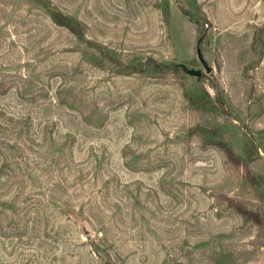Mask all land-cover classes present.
Listing matches in <instances>:
<instances>
[{"label":"rangeland","instance_id":"rangeland-1","mask_svg":"<svg viewBox=\"0 0 264 264\" xmlns=\"http://www.w3.org/2000/svg\"><path fill=\"white\" fill-rule=\"evenodd\" d=\"M0 264H264V0H0Z\"/></svg>","mask_w":264,"mask_h":264},{"label":"water","instance_id":"water-1","mask_svg":"<svg viewBox=\"0 0 264 264\" xmlns=\"http://www.w3.org/2000/svg\"><path fill=\"white\" fill-rule=\"evenodd\" d=\"M197 54H198V57H199L200 61H201L202 64L205 66L206 70H210L211 68L209 67L208 63L206 62V60H205V58H204V56H203V53H202V51H201V49H200L199 44H198V47H197ZM181 66H182V68H183L186 72H188V73L191 74V75H196V76H198L199 78H200L201 75H202V70H201L200 68H199V69L189 68V67H188L187 65H185V64H182Z\"/></svg>","mask_w":264,"mask_h":264},{"label":"trees","instance_id":"trees-1","mask_svg":"<svg viewBox=\"0 0 264 264\" xmlns=\"http://www.w3.org/2000/svg\"><path fill=\"white\" fill-rule=\"evenodd\" d=\"M55 18L59 24L64 25V26L68 27L69 29H73L72 28L73 26L70 22V19L67 16H65L64 14L58 12L55 14Z\"/></svg>","mask_w":264,"mask_h":264}]
</instances>
